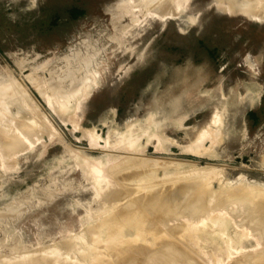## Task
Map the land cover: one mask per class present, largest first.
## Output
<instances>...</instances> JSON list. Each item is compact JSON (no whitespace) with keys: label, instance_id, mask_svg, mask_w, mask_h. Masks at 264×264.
Here are the masks:
<instances>
[{"label":"rangeland","instance_id":"obj_1","mask_svg":"<svg viewBox=\"0 0 264 264\" xmlns=\"http://www.w3.org/2000/svg\"><path fill=\"white\" fill-rule=\"evenodd\" d=\"M135 1L143 11L129 0H0V260L91 236L107 214H95L83 163L123 155L121 136L151 113L164 140L136 139L145 170L157 172L149 182L208 188L210 206L238 187L264 189V0ZM196 84L188 113L168 118L172 97ZM13 137L25 145L13 151ZM152 160L177 162L164 165L176 172ZM226 200L243 217L246 206ZM249 233L245 251L264 248Z\"/></svg>","mask_w":264,"mask_h":264},{"label":"bare ground","instance_id":"obj_2","mask_svg":"<svg viewBox=\"0 0 264 264\" xmlns=\"http://www.w3.org/2000/svg\"><path fill=\"white\" fill-rule=\"evenodd\" d=\"M129 1H131V3H128L131 5L130 9L136 10L137 7L140 8L143 5L139 2L141 5L138 6L135 0ZM153 1L147 0L146 2L145 0L144 2L150 4ZM159 6L161 7V5ZM159 6L156 5V7ZM176 6L178 8L180 4ZM130 9L124 8L123 11L127 13ZM140 9L143 11L142 8ZM167 9H165V12H168ZM156 16L158 17V15ZM254 17L252 16V18ZM185 79L186 76L181 78L182 84L187 83ZM197 87L198 84L189 89L186 87L181 95L172 97L169 102L171 114L168 118H175L174 120H176L188 113L184 106L189 105V92L197 90ZM87 96L85 95L84 98ZM205 97L210 100L211 91L206 93ZM78 101L80 103V100ZM182 109L184 111L181 113ZM214 111H216L215 114L219 112ZM218 114L214 115L215 117L212 116V125L219 120L221 121ZM147 121L149 123L141 124L137 131L128 129L127 137L123 138L125 134L120 135L121 141L118 140L119 144L117 143V146H119L120 152H124L123 155L89 158L83 163V166L85 165V168H87L88 176L90 175L91 180H93L96 197L100 199L99 209L95 214H98V216L107 214L102 221L100 220L101 222L92 228L91 236L81 235L68 240L60 247H52L35 253L31 252L30 255L26 252L24 255L3 258L0 260V264H17L18 261L23 262V264H264V248L255 253L245 251V243L251 236L249 231L252 232V229L264 245V189L252 186L241 189L238 187V190H234L230 195L227 194V198L229 196L238 198L242 208L246 206L242 210L245 214L241 217L242 214L238 211L232 213V209L228 208L229 206L233 208L231 203L228 202L230 198V201H232V197L228 201L225 198L226 196L221 197L215 201L213 206H210L214 198L210 197L207 191L208 188L196 191L192 183L186 182L187 176L174 177V181L186 182V185L183 182L184 186L182 188L180 186L183 184L179 187L173 185L157 187L154 183L149 182L156 175V170L153 172L146 171V161L138 157L140 151L143 150H140L137 136H147L148 141L154 137L160 145L164 140L163 134L159 132L163 123L156 121L152 113L149 114ZM210 125H208L210 128L207 127L199 134L197 141L201 142L203 138L211 136V130L209 131V129H212V127ZM19 132L20 130H18L20 135ZM90 132L92 136V140L89 138L90 145L93 144L94 147L98 145L97 139L99 140V138L95 137L96 134L92 131ZM21 134H23L22 131ZM19 135H15L16 139L18 137L22 138L25 134ZM13 139L14 141L7 142L9 146L13 145L12 150L14 146L17 148L20 142L25 145L23 143L24 139L22 141L19 139L20 142L15 141L14 137ZM1 143L3 142L1 141ZM7 143L5 142L6 145ZM9 146L7 145L6 148L8 147L10 150L11 147ZM195 150H197V146H194ZM151 162L157 168H161L166 175L176 171L166 170L165 166L176 169L175 166L178 164L172 162L174 164L167 165L164 160H152ZM207 181L203 179V183ZM239 218H242L241 222L237 220ZM253 250L256 249L253 248Z\"/></svg>","mask_w":264,"mask_h":264}]
</instances>
